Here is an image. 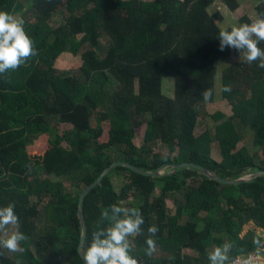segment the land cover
I'll use <instances>...</instances> for the list:
<instances>
[{"label": "trees", "instance_id": "obj_1", "mask_svg": "<svg viewBox=\"0 0 264 264\" xmlns=\"http://www.w3.org/2000/svg\"><path fill=\"white\" fill-rule=\"evenodd\" d=\"M26 1L24 29L37 55L0 76V207L15 205L19 223L8 231L18 228L27 239L22 251L0 249V264H84L77 252L79 195L119 161L162 173L114 167L82 200V248L94 231L113 226L110 206L117 204L137 208L144 218L143 234L129 237L130 255L139 262L211 264L209 254L219 247L225 264L256 251L263 242L264 175L225 184L194 168L172 172L167 166L194 163L226 180L264 172V68L258 62L238 61L222 72L231 115L212 116L221 121L215 128L221 160L212 158L210 132L195 134L199 119L211 117L206 105L215 63L241 54L219 50V31L231 29L219 27V12H208L213 0ZM220 1L230 11L238 7L237 0ZM255 1L258 17L264 0ZM21 9L22 0H0V11ZM61 9L63 18L48 24ZM238 21L251 23L247 16ZM101 37L109 41L104 49ZM258 46L264 49V42ZM64 52L80 57L74 74L54 65ZM165 78L173 79V97L164 93ZM206 89L208 101L201 95ZM136 119L145 126L139 146ZM61 124L70 128L61 131ZM243 130L252 132V151ZM155 142L165 152L155 150ZM250 222L254 229L244 232ZM151 225L158 232L149 256Z\"/></svg>", "mask_w": 264, "mask_h": 264}, {"label": "clouds", "instance_id": "obj_2", "mask_svg": "<svg viewBox=\"0 0 264 264\" xmlns=\"http://www.w3.org/2000/svg\"><path fill=\"white\" fill-rule=\"evenodd\" d=\"M219 50L226 47L235 49L243 54L246 63L258 62V67L264 68V49L260 48L264 42V14H260L252 23L233 26L231 30H220L218 33ZM37 55L33 40L24 29V21L13 15L0 11V76L16 71L21 65ZM225 91H230L225 86ZM201 95L208 101L212 95L210 89L204 90ZM113 213V226L94 231L91 243L81 248V257L84 264H138L130 255L131 243L129 237L143 234L141 226L144 218L137 208L121 207L117 204L110 206ZM123 214V218H119ZM108 217V211L101 213ZM19 218L15 212V205L9 203L0 207V249L9 252H19L23 249L20 243L27 239L26 235L15 228L9 233L10 227H15ZM149 238L146 239V254L151 256L156 251V242L152 236L158 232L156 225L148 227ZM103 237V238H101ZM211 264H224L228 257L221 248L217 247L209 254ZM250 264V262H248Z\"/></svg>", "mask_w": 264, "mask_h": 264}, {"label": "rangeland", "instance_id": "obj_3", "mask_svg": "<svg viewBox=\"0 0 264 264\" xmlns=\"http://www.w3.org/2000/svg\"><path fill=\"white\" fill-rule=\"evenodd\" d=\"M238 1V7L234 11H230L227 9V7L220 1V0H213L211 5L208 7V12L210 14L219 12L222 16V20L219 22V27L222 29L229 28L231 29L233 26H238L239 23V18L242 16H247L250 20L251 23L257 18V15L255 13V5L256 1L255 0H237ZM23 2V9H21L19 12H16L13 14L14 17L18 19L23 20L22 13L24 15V8L27 5L26 0H22ZM62 9L60 11H56L49 19H48V24H56L58 23L62 18ZM108 39L106 37H101L100 38V43H101V48H106L108 45ZM244 60L243 54L241 53L239 56H233L232 54L226 58V59H221L218 60L215 63L216 67V73L214 77V86H213V96L211 101L206 105L209 114L211 117H208L206 119H199L198 125L195 131L196 135H200L204 133L205 131H209L212 138V158L215 160H221V155H220V148L218 142L215 140V128L217 124H219L221 121H216L212 117L215 114L221 113L225 116V119H227L231 115V110L230 106L227 104L226 100L222 97L221 94V75L222 72L231 64L242 61ZM80 57L77 55H73L69 52H64L62 53L56 60H55V67L60 71L62 74H74L76 72L77 67L80 65ZM163 88H164V93L170 97H173L174 91H173V79H163ZM224 119V120H225ZM223 121V120H222ZM135 144L136 145H141L142 143V138H143V133L145 126L142 124L138 119L135 120ZM104 132L103 136L101 138L102 141L106 140V124H104ZM59 130L63 131L66 129H69V125H64L61 124L58 126ZM244 138L247 140L249 136H245V133L243 134ZM247 135V134H246ZM34 143L36 139L33 140ZM30 144L31 145H34ZM156 145H154L155 150H159L161 152H165V147L160 145L159 142H155ZM31 148V147H30ZM33 148V147H32ZM29 154L33 155L34 153L29 150ZM162 173V170L160 171ZM121 175H116L114 176V187L115 190H118L120 188L121 182L119 181ZM169 208H172V205L169 203L168 204Z\"/></svg>", "mask_w": 264, "mask_h": 264}, {"label": "water", "instance_id": "obj_4", "mask_svg": "<svg viewBox=\"0 0 264 264\" xmlns=\"http://www.w3.org/2000/svg\"><path fill=\"white\" fill-rule=\"evenodd\" d=\"M116 166H124L127 167L128 169L144 175V176H157L160 175V170L154 171V172H148V171H144L140 168H137L133 165H130L126 162H112L107 168H105L100 174L99 176L96 178V180L94 182H92L89 186H87L85 189H83V191L80 193L79 198H78V204H77V211H78V215L80 218V224H81V236H80V242L77 248V252L79 254V256L81 257V248L83 246L84 240H85V223H84V218H83V214H82V209H81V204H82V200L84 198V196L91 190L93 189L96 185L99 184V182ZM167 166L172 168V172H174L175 170L182 168V167H188V168H194L199 170L203 175L219 181L221 183H225V184H238L241 182H245V181H250L253 178L259 176V175H264V172H256L253 174H249L246 175L240 179L237 180H226L223 178H220L218 175H216L215 173L209 171L207 168L200 166L198 164H194V163H180V164H167ZM261 234H263V230H261L260 232ZM82 258V257H81ZM83 260V259H82Z\"/></svg>", "mask_w": 264, "mask_h": 264}, {"label": "built area", "instance_id": "obj_5", "mask_svg": "<svg viewBox=\"0 0 264 264\" xmlns=\"http://www.w3.org/2000/svg\"><path fill=\"white\" fill-rule=\"evenodd\" d=\"M262 230L264 235V229ZM262 261H264V241L260 244L259 248L256 251L239 254L225 264H248V262H250V264H258ZM137 262L138 264H145L143 262H139L138 260Z\"/></svg>", "mask_w": 264, "mask_h": 264}, {"label": "crops", "instance_id": "obj_6", "mask_svg": "<svg viewBox=\"0 0 264 264\" xmlns=\"http://www.w3.org/2000/svg\"><path fill=\"white\" fill-rule=\"evenodd\" d=\"M242 132H243L242 135L245 133L246 137L249 136V137H247L248 138L247 140L244 138V135H243V138L249 144V147L251 148V151H252L253 150V146H252L253 135H252V132L250 130H247V131L243 130ZM249 229H254V224L252 222H250L248 225H246L244 232H247ZM261 230L262 229L259 230V235L263 237V241H264V235L260 233ZM258 264H264V261L259 262Z\"/></svg>", "mask_w": 264, "mask_h": 264}]
</instances>
